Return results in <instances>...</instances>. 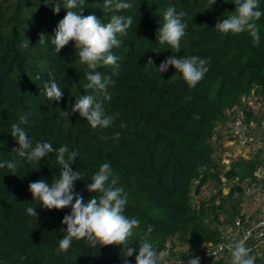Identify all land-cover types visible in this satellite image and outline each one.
Returning a JSON list of instances; mask_svg holds the SVG:
<instances>
[{"label": "trees", "instance_id": "trees-1", "mask_svg": "<svg viewBox=\"0 0 264 264\" xmlns=\"http://www.w3.org/2000/svg\"><path fill=\"white\" fill-rule=\"evenodd\" d=\"M124 2L131 7L117 11L105 9L104 0H85L83 16L94 14L105 24L112 15L131 16L133 21L127 35L118 36L120 46L111 49L117 64L89 69L76 55L75 41L58 54L51 44L67 12L65 0H0V163L18 161L14 175L7 167L0 168V264H124L125 259L136 264V254L127 257L123 246L91 247L86 239H74L66 252L59 251L67 229L62 220L71 207L44 208L42 202L32 200L29 184L43 179L51 185L59 178L61 166L54 152L40 162L12 152L19 145L11 136V125L21 117H26L21 127L32 147L48 142L54 149L66 145L78 153L71 167L83 178L74 183V192L85 203L99 195L87 190L91 177L102 164L110 165L117 186L128 194L125 215L140 220V227L129 237L137 250L145 237L161 251L170 249L175 237L187 236L193 247L220 239L219 225L211 227L205 218L211 210L219 223L217 209L224 211L228 199L235 200L234 189L242 187L236 185L218 206L214 196L211 204L196 207L191 204L193 182L199 180L194 192L200 193L211 176L201 168L211 160V139L227 110L241 106L253 91L264 90V15L257 21L260 44L254 46L247 32L224 35L215 28L235 10V0H216L212 7L209 0ZM57 5L58 14L52 10ZM168 7L186 13L179 53L158 42ZM259 10L264 12V0H259ZM41 34L48 35L43 44ZM170 56H199L208 61V71L190 89L173 66L163 73L157 70ZM89 72H99L113 83L106 91L89 89ZM53 81L63 93L60 101L46 98L44 86ZM83 95H93L105 114L114 118L110 127L92 129L72 112ZM243 110L246 121L254 120L252 107ZM259 160L242 159L226 176H239L242 181L255 177ZM231 206V215L240 213L237 201ZM28 207L35 208L37 218L28 215ZM255 258V264H264V254Z\"/></svg>", "mask_w": 264, "mask_h": 264}, {"label": "clouds", "instance_id": "clouds-1", "mask_svg": "<svg viewBox=\"0 0 264 264\" xmlns=\"http://www.w3.org/2000/svg\"><path fill=\"white\" fill-rule=\"evenodd\" d=\"M214 5L216 0H209ZM85 0H65L64 9L66 15L61 19L55 29L54 37H51V44L58 54L61 49L75 41L76 55L82 65H87L89 69H95L99 65L115 66L117 57L111 54L113 47H119L121 40L118 36H126L127 29L132 25V17L124 15H112L110 22L103 23L92 15L83 16ZM105 9L114 8L117 11L131 7L124 0H104ZM79 9L73 11V9ZM54 13H59L60 6L52 8ZM185 12H177L175 7H168L163 14V24L159 28V44H167L176 53L180 52L181 39L185 36L187 24L182 22ZM264 15L259 10V0H235V10L227 14V19L218 21L215 28L224 35H232L247 32L252 37L253 45L260 44V28L257 21ZM48 35L41 34L39 42H46ZM22 47L27 48L28 44ZM151 63L152 60L149 59ZM208 61L199 56L189 58H178L170 56L162 62L157 69L160 73L167 71L173 66L191 89L202 80L208 71L206 64ZM89 89L106 91L111 78H102L99 72H89L87 74ZM45 95L49 101H60L63 93L56 82L50 85L45 84ZM106 99H111L106 96ZM73 113H79L92 129H107L113 123L114 118L105 114V109L100 102L95 100L93 95H83L75 101L72 106ZM68 116L67 112H62ZM27 122L26 117H21L19 123L11 125V136L17 141L19 147L12 152L17 153L20 158H26L29 162H40L49 153H55V159L61 166L59 178L55 179L51 185L41 179L29 184V191L33 201L42 202L43 207L51 210H61L71 207V213L65 215L62 224L67 226L66 235L59 240V251L66 252L72 241L86 239L91 247L100 246H123L126 249L127 257L135 255L136 264H164L165 258L169 255L167 251H161L151 243L147 237L143 238L139 249L129 243V237L133 236V230L140 227V220L129 218L125 215V206L128 204V194L122 187L117 186L118 179L113 176V171L108 163L100 166L99 171L91 177V183L87 185V190L98 193L88 202H84L83 196L74 192V183L83 178L80 172L73 171L71 165L78 157L76 151H69L66 145L53 148L48 142L37 143L32 147V142L21 125ZM101 139L106 137L101 136ZM119 138V133L116 134ZM18 161H4L0 163V168L9 169L13 175L17 169ZM29 216L38 217L35 208L28 207ZM151 228H149V232ZM231 251V264H255V256H250L251 249L245 246V241L241 240L233 245H228ZM124 264H128L125 259ZM181 264L183 262L181 261ZM187 264H200L199 257H192Z\"/></svg>", "mask_w": 264, "mask_h": 264}, {"label": "rangeland", "instance_id": "rangeland-1", "mask_svg": "<svg viewBox=\"0 0 264 264\" xmlns=\"http://www.w3.org/2000/svg\"><path fill=\"white\" fill-rule=\"evenodd\" d=\"M244 107H252L254 112L255 118L249 122L250 132L260 141V143L254 146L243 147L230 134L231 120L238 115H242L245 118ZM211 143L213 146L211 160L206 166L201 168L202 170H207L211 176L200 193H195L193 188L191 204L196 207L201 206L202 202H205L206 205L211 204L210 200L214 196H217L216 205L218 206L220 199L236 186L232 179L226 176V172L242 159L251 160L255 157H259L260 159L257 163L256 172L259 176H251L243 181L245 185H252L255 188V193L252 195L243 192V186H241L242 189L239 191L234 189L233 197L235 200L233 198L228 199L224 211L220 208L217 209V213L221 215L219 223L216 219H213L214 215L209 210L205 223L211 227L219 225L221 234L225 229L232 226L235 215H231V211L233 210L231 205L234 201H237L239 210L241 211L249 203L250 198L252 200L260 198V205L256 207L257 209H254L253 215L256 220L264 217V90L253 91L249 97L242 99L241 106L227 110L226 118L224 121L218 123ZM215 172L218 173L217 177L214 176ZM209 219L211 220L209 221ZM185 238L187 236L181 238L175 237L173 239L174 245L170 249L165 250L169 253L165 259H170L172 264H181V261L185 260L186 253L183 249L184 242L187 241Z\"/></svg>", "mask_w": 264, "mask_h": 264}, {"label": "built area", "instance_id": "built-area-1", "mask_svg": "<svg viewBox=\"0 0 264 264\" xmlns=\"http://www.w3.org/2000/svg\"><path fill=\"white\" fill-rule=\"evenodd\" d=\"M230 134L243 147L260 143L259 139L250 132V124L242 115H238L231 120ZM256 172L257 170L254 175L258 177L259 175ZM232 181L236 185L243 186V192L252 195L255 193V188L252 185L243 184L244 182L239 176H235ZM198 183V179L194 180V190ZM255 200L260 201V198H255ZM241 240L245 241V246L251 249L250 256H255L264 250V217L252 223L245 214L239 213L234 216L232 226L221 233L218 241H203L199 247H193L188 241H185L183 249L186 258L183 264H187V261L192 257H199L200 264H213L217 261L231 264L232 256L228 245L234 246ZM168 245L170 246V243ZM164 264H172V261L165 259Z\"/></svg>", "mask_w": 264, "mask_h": 264}, {"label": "crops", "instance_id": "crops-1", "mask_svg": "<svg viewBox=\"0 0 264 264\" xmlns=\"http://www.w3.org/2000/svg\"><path fill=\"white\" fill-rule=\"evenodd\" d=\"M254 199H255V198H254ZM259 205H260V201L252 200V199L250 198L249 203L246 204V205L243 207V209L240 211V213L245 214V215L248 217L249 221L252 222V223H254V222L256 221V219H255V217H254V215H253V212H254V209H257L256 207L259 206ZM232 223H233V221H232ZM263 254H264V250L260 251V252H259L258 254H256V255L263 256ZM256 255H255V256H256Z\"/></svg>", "mask_w": 264, "mask_h": 264}]
</instances>
